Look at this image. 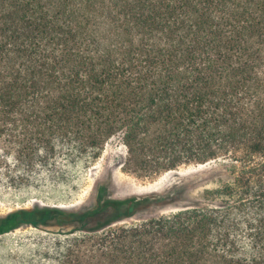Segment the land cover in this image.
Returning <instances> with one entry per match:
<instances>
[{
  "label": "trees",
  "instance_id": "1",
  "mask_svg": "<svg viewBox=\"0 0 264 264\" xmlns=\"http://www.w3.org/2000/svg\"><path fill=\"white\" fill-rule=\"evenodd\" d=\"M115 135L137 176L219 161L211 204L104 230L149 200L101 192L0 234L77 223L64 264H264V0H0V163L55 188Z\"/></svg>",
  "mask_w": 264,
  "mask_h": 264
},
{
  "label": "rangeland",
  "instance_id": "2",
  "mask_svg": "<svg viewBox=\"0 0 264 264\" xmlns=\"http://www.w3.org/2000/svg\"><path fill=\"white\" fill-rule=\"evenodd\" d=\"M124 156L125 147L120 136L115 135L107 140L94 161L80 162L70 178L55 188H41V168L34 167L33 172L30 171L34 174L30 182L19 180L24 168L8 158L6 163H0V216L36 205L85 211L97 204L101 192L108 198H148L147 206L115 221L104 229L107 230L189 207L209 205L211 203L203 199V192L219 186L220 176L223 177L219 161L192 163L151 176H137L122 169ZM76 224H23L1 233L0 264H64L60 253L67 241L85 233L78 230L79 224Z\"/></svg>",
  "mask_w": 264,
  "mask_h": 264
},
{
  "label": "bare ground",
  "instance_id": "3",
  "mask_svg": "<svg viewBox=\"0 0 264 264\" xmlns=\"http://www.w3.org/2000/svg\"><path fill=\"white\" fill-rule=\"evenodd\" d=\"M141 189V188H140Z\"/></svg>",
  "mask_w": 264,
  "mask_h": 264
}]
</instances>
